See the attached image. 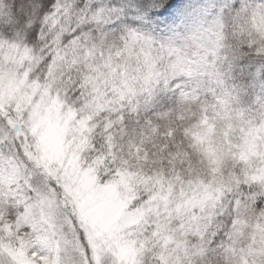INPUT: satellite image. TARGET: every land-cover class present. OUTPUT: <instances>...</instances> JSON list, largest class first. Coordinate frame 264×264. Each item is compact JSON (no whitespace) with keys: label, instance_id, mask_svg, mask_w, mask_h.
Masks as SVG:
<instances>
[{"label":"snow or ice","instance_id":"obj_1","mask_svg":"<svg viewBox=\"0 0 264 264\" xmlns=\"http://www.w3.org/2000/svg\"><path fill=\"white\" fill-rule=\"evenodd\" d=\"M0 264H264V0H0Z\"/></svg>","mask_w":264,"mask_h":264}]
</instances>
